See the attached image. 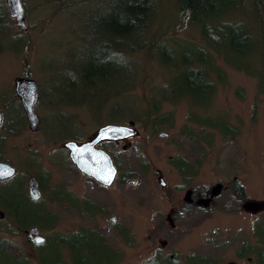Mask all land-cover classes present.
I'll list each match as a JSON object with an SVG mask.
<instances>
[{
  "label": "rangeland",
  "instance_id": "obj_1",
  "mask_svg": "<svg viewBox=\"0 0 264 264\" xmlns=\"http://www.w3.org/2000/svg\"><path fill=\"white\" fill-rule=\"evenodd\" d=\"M129 1L23 0L26 27L18 25L7 7L0 30V106L4 110V98L16 95V78L37 83L36 113L42 121L34 137L40 144L29 140L32 147L24 152L33 156L35 150L44 151L43 168L67 208L51 203L59 214L52 220L34 215V204L24 202L21 224H42L41 234L48 239L42 247L23 229L13 226L15 232H7L10 219L0 222V240L11 241L26 255L16 264H264L262 27L249 4L212 21L245 23L255 46L236 54L221 34L212 33L216 47L207 43L201 25L181 12L178 0H152L146 32L132 40L145 47L120 51L118 59L111 44L115 31L125 27ZM187 67L207 69L214 84L210 98L196 101L175 90ZM6 112L8 120H23L17 102H10ZM108 123H134L137 135L99 146L140 183L129 182L124 194L116 182L98 199L91 179L70 167L63 141H86ZM27 127L25 133H30ZM14 158L19 170L37 172ZM33 159L40 160H28ZM187 179L190 186H211L212 194L236 179L249 199L237 213H195L173 227L170 201L185 196ZM92 200L106 212L82 216L79 211H95ZM17 202L19 198L12 204ZM111 215L125 224L123 235L112 226Z\"/></svg>",
  "mask_w": 264,
  "mask_h": 264
},
{
  "label": "trees",
  "instance_id": "obj_2",
  "mask_svg": "<svg viewBox=\"0 0 264 264\" xmlns=\"http://www.w3.org/2000/svg\"><path fill=\"white\" fill-rule=\"evenodd\" d=\"M247 4L251 6L256 20L264 31V0H178L181 12L189 13L191 20L201 25L202 35L207 43L216 47L217 45L211 39L212 33L221 34L226 40L227 48L236 54L247 53L249 47L254 49L255 46V40L245 23L229 21L213 25L212 21L218 16L240 11ZM7 7L6 0H0V30L5 26ZM152 7V0H131L125 4V27L115 31L111 44V51L116 57L120 51H133L145 47L146 43L132 44V40L146 32L153 12ZM162 59L165 62H171L169 58L162 57ZM181 80L182 86L175 88L177 92L189 95L196 101L211 97L214 84L209 80L207 69L187 67L182 72ZM113 158L120 169L119 159L114 156ZM127 175L132 176L130 171L125 172V176ZM198 191L203 192L209 199V203L203 206V212L206 214L214 210L237 213L243 209L249 199L244 184L236 179L223 183L215 194H212L211 186H199ZM201 211L202 209L195 207L193 214ZM25 258H27L26 255L11 241L0 240V264H16Z\"/></svg>",
  "mask_w": 264,
  "mask_h": 264
},
{
  "label": "flooded vegetation",
  "instance_id": "obj_3",
  "mask_svg": "<svg viewBox=\"0 0 264 264\" xmlns=\"http://www.w3.org/2000/svg\"><path fill=\"white\" fill-rule=\"evenodd\" d=\"M15 92H16V95L12 97L11 99L4 98L5 100L7 99L8 101L6 102V107H4V110L2 106H0V111L2 114V118H3L2 123L0 125V162L10 163L16 169V173L12 177L6 178V179H0V211L5 213L4 217L0 218V222L10 219L12 226H9V228H6L7 232L14 233L15 230L12 227L15 226V228H18L19 230L23 229L24 232L27 233V231L31 230V228L37 226L39 229V232L41 233V228L38 225L41 223L30 222L29 224H26V225L21 224L22 220L20 219V216L22 214V211L25 208H27L26 203L24 202H30L34 204L35 206L33 209L34 215H37L38 217H41L42 215H46V216H49L52 220L53 219L55 220L59 214L54 213L50 209L49 205L53 203L55 205H63L64 208L65 207L67 208V203L65 199L57 195L55 187L52 186L51 183L49 182L51 178V174L49 170H46L45 168H43V165H42V162L45 160L43 159V153H42L44 151L35 150V153L33 154V156L26 154L27 152H29L30 148L32 147L29 140L30 141L33 140L39 143L38 140L34 136L40 132L42 120L39 116V120H38L36 127L33 128L31 126L30 121L28 120L27 114L24 110L21 97L17 93L16 84H15ZM39 97H40V94H39V88H38L37 103L39 102ZM10 102H17L19 104V107L23 113L22 121L8 120L6 111H7V108ZM35 109H36V106H35ZM5 116L7 120H5ZM26 125L28 126L27 128L31 131L30 133L28 132L25 133ZM5 129L7 130V132L3 133L4 132L3 130ZM107 142H113L114 144H119L125 141H107L106 140V141L101 142V144L102 143L107 144ZM64 143L65 141H63V148L66 150V148L64 147ZM7 149L8 151L9 150L12 151L10 152L11 155L8 154L9 152H6ZM25 149H28V151L24 152ZM3 154L9 155L11 159L10 158L3 159L2 158ZM15 155H16V158H19L22 160L20 164L23 165V168H25L26 170H28L29 168H36L37 172L29 175L27 174L28 173L27 171L19 170V163L16 162L14 158ZM68 156H69V151H68ZM32 157L38 158L40 160L33 159L32 161H29L28 159ZM70 167L74 171L84 174L73 164L70 165ZM178 168L181 170V172H186V173L189 172L187 171V169L185 170L184 168L180 166ZM117 169H118V172H117L116 179L113 182V184L110 186H105L103 184H100L94 178L89 177L86 174H84L86 177L91 178V181L95 185L94 188H95L96 196H98L99 194H105L107 196V194H109L110 192L111 187H113L116 184V182H118L121 187L123 186V191L125 194V186L126 187L130 186L131 183H128V181L133 178L130 175L125 176V169L122 171L119 169L118 166H117ZM32 178L36 179L37 188L41 193V196L38 199H34L31 196L30 181ZM160 179L162 183H165L163 178H160ZM188 180L189 179L186 180L187 183L185 184L186 185L185 186L186 188L185 196L176 201H173V200L170 201V205H171L170 211L171 212L169 214H170V219L174 222L173 227H175L176 221L180 219L182 220V219H188L190 217H193L195 215L193 214V209L195 207L202 209V211L199 213H203L204 211L203 206H206L209 203V202H205V200L209 201L208 197L205 196L203 192L198 191L199 185L190 186L188 183ZM25 183H26V186H25ZM139 183L134 184V186H137ZM47 191L48 192L50 191L48 196H46ZM164 197L167 198L166 196ZM17 198H19L20 203L17 202L16 206H14L12 203ZM97 198L99 199V196ZM8 199L10 200L11 203L8 202ZM95 201L96 200H92L91 202H89L95 208V211H89V212L79 211L80 213H82L81 214L82 216H85V217L89 216L90 218V216H92L93 213H95L96 211H100V209L102 210V213L106 212L107 209L104 208V206L99 207V204H97ZM38 207L41 208V210H39ZM109 220L111 221L112 226H115L116 230H118V233H121L123 235V233L125 232V224L122 222L118 223L117 216L115 215H111L109 217ZM93 232L96 233L98 232V230L93 229ZM73 234L75 235L77 234V232ZM31 242H33V244L37 247H42L48 243V239L46 238V241L42 244H36L34 241H31Z\"/></svg>",
  "mask_w": 264,
  "mask_h": 264
},
{
  "label": "water",
  "instance_id": "obj_4",
  "mask_svg": "<svg viewBox=\"0 0 264 264\" xmlns=\"http://www.w3.org/2000/svg\"><path fill=\"white\" fill-rule=\"evenodd\" d=\"M12 16L16 18V22L19 26L26 27L27 22L25 18V6L23 0H6ZM15 84L17 88V93L20 95L24 110L27 114L28 120L33 128L36 127L39 115L36 113V103L38 100V85L37 83L29 78H16ZM2 114L0 111V125L2 123ZM132 125H120L114 123H108L101 126L94 135L86 140L79 142L77 140H67L64 143V147L69 151V156L71 162L76 166L82 173L89 177L94 178L100 184L105 186H110L116 179L117 176V166L114 162L111 154L99 146L103 141H121L128 137L138 134L137 129ZM161 136H167V133H161ZM128 147L127 145L124 146ZM10 171L12 174L0 175V179H6L12 177L16 173V169L13 165L7 162H0V172ZM133 184H137L139 179L129 180ZM221 186H218L219 191ZM30 191L31 196L34 199H38L41 196L40 191L37 188V181L32 178L30 181ZM5 213L0 211V218L4 217ZM27 237L36 242L38 237H42L43 241H46V237L43 236L37 226L31 228L27 231ZM43 242V243H44ZM229 264H235V262H230Z\"/></svg>",
  "mask_w": 264,
  "mask_h": 264
},
{
  "label": "snow or ice",
  "instance_id": "obj_5",
  "mask_svg": "<svg viewBox=\"0 0 264 264\" xmlns=\"http://www.w3.org/2000/svg\"><path fill=\"white\" fill-rule=\"evenodd\" d=\"M12 173L10 171H6V172H0V175H11ZM36 242L38 244H42L44 241H43V238L42 237H38Z\"/></svg>",
  "mask_w": 264,
  "mask_h": 264
}]
</instances>
